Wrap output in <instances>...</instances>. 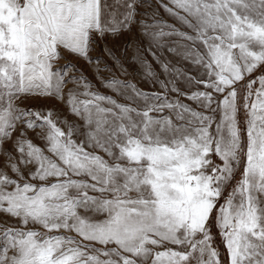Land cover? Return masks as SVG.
Masks as SVG:
<instances>
[{"label":"snow or ice","instance_id":"obj_1","mask_svg":"<svg viewBox=\"0 0 264 264\" xmlns=\"http://www.w3.org/2000/svg\"><path fill=\"white\" fill-rule=\"evenodd\" d=\"M143 4L0 0V264H264V0L161 2L189 31ZM109 38L160 91L94 90L68 55L99 76Z\"/></svg>","mask_w":264,"mask_h":264},{"label":"rangeland","instance_id":"obj_2","mask_svg":"<svg viewBox=\"0 0 264 264\" xmlns=\"http://www.w3.org/2000/svg\"><path fill=\"white\" fill-rule=\"evenodd\" d=\"M161 2L163 3H168V0H144V4L142 7H140L138 10L140 12H155L157 13V18L166 21L169 24H174L176 25L177 28H180L182 31H189L187 28H182L181 25L172 17H170L168 15L167 12H165L164 8L160 6ZM109 3H111V0H109ZM176 39V38H174ZM106 47H114V50H117L118 54H121V50H122V45L120 43H118L117 41L112 40L111 38L107 39L106 41H102L99 43V45L96 47L95 51H93L91 53L92 56H101L102 57V61L99 65V76L97 75V66L95 64L89 65L86 64L84 61L77 59L76 57L72 56V55H68L67 53H65L66 55H68V60L71 61L72 63L76 64L78 67H80L85 74L87 75V77L91 80L93 86H94V90H97L99 92H101L102 94L105 95H110L112 96L114 99H117L119 102L121 103H131L130 101L127 100V98L125 97H121L119 96L115 91L108 89L107 87H105L103 80H101L99 77H104V78H111L112 76H115L116 78L123 80V81H131L133 83L136 84V86L146 92H153V91H160L158 86H153L148 80H146L143 76V70L140 69L139 71H133L131 68L128 69V74L124 75L121 73L120 69L115 66L114 62L111 60L110 57L107 56L106 52L104 51V49ZM131 51V50H129ZM165 58L172 60L173 63H176L178 67H185L186 66V62L181 61V58L179 56H173L170 55L168 53H165ZM149 59H151L149 57ZM65 61L64 60H60L58 61V64H64ZM105 63L108 65V68H105ZM139 69V65L136 66ZM153 67L154 69L159 72V67L157 65H155V63L153 62ZM164 77L161 76V79H163ZM183 90L187 91V88H184ZM192 90H196L195 88H193ZM200 90H203L202 86L200 88ZM170 98L175 97L174 93H170ZM180 99L182 100V102L189 104L191 107H196V104L193 101H189L184 99V97H180ZM41 101H37L34 99H28L25 101V103L23 105H21V107H32L35 106L37 103H40ZM46 103L49 104V106H51L52 104H56V113L55 115H58L60 120H64L67 121L68 124L73 125L77 131L79 132L80 130H82L83 128V121H81L78 117L74 116L73 114H71L67 108V106L63 103H56L55 101H47ZM141 105L143 104V101L140 102ZM133 106H136L135 104H133ZM155 115V114H154ZM241 119L243 120L244 118V114L243 112H241ZM62 127L65 128L67 125H61ZM29 137L33 139V142L43 146V142L38 139L35 138L33 133L29 134ZM74 138H79L74 137ZM244 141L246 142V136L243 137ZM5 148H10L11 145L6 143L4 145ZM91 151V149H89ZM215 159V157H214ZM219 161H217L218 163ZM240 167L237 166L236 169V173H235V180L232 181V184L234 185L236 183V180L240 179ZM6 219L5 217H0V220ZM214 231V236H215V247L220 251V254L222 257L225 256V252H223V247H222V240L219 237V235H217Z\"/></svg>","mask_w":264,"mask_h":264},{"label":"crops","instance_id":"obj_3","mask_svg":"<svg viewBox=\"0 0 264 264\" xmlns=\"http://www.w3.org/2000/svg\"><path fill=\"white\" fill-rule=\"evenodd\" d=\"M101 155H103V153H100Z\"/></svg>","mask_w":264,"mask_h":264},{"label":"trees","instance_id":"obj_4","mask_svg":"<svg viewBox=\"0 0 264 264\" xmlns=\"http://www.w3.org/2000/svg\"><path fill=\"white\" fill-rule=\"evenodd\" d=\"M223 252H224V250H223Z\"/></svg>","mask_w":264,"mask_h":264}]
</instances>
